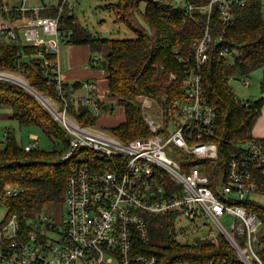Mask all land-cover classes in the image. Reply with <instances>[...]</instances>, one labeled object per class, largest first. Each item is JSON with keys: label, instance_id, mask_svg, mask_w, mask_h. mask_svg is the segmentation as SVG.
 <instances>
[{"label": "built area", "instance_id": "1", "mask_svg": "<svg viewBox=\"0 0 264 264\" xmlns=\"http://www.w3.org/2000/svg\"><path fill=\"white\" fill-rule=\"evenodd\" d=\"M13 1L20 4L15 6ZM73 1L62 0L57 7L29 8L28 0H0L2 12H31L28 20L16 25L2 16L0 36L3 41L21 43L19 31L25 30L28 43L40 47L34 59L44 77L54 84L55 99L41 95L39 100L69 136V147L61 159L71 160L87 152L80 153L86 163L68 178L63 223L59 225L42 214L31 221L29 230L23 231L17 216H12L0 228V263L159 264L157 255L145 252L152 244L147 219L165 215L172 217V225L180 223L177 229H170L171 241L188 244L209 239L218 245L219 236H223L236 253L235 259L203 263L179 260L169 264H264L260 256L264 215L244 206L249 200L257 201V178L264 175V141L253 138L243 144L241 152L231 157L227 172L214 183L204 169L205 162L219 159L218 145L211 141L217 129V111L202 83V69L213 41L211 21L216 15L223 26H230L235 9L245 8L249 0H198L187 5L189 14L205 15L206 23L194 61L178 58L185 64L182 96L164 104L141 96L143 116L144 109L153 104L159 114L156 118L144 116L148 137L129 142L96 131L94 126H81L70 112L72 104L89 108L97 117L105 110H113L105 107L94 82H82L72 92L65 89L59 61V17H43L41 12L52 7L62 12ZM228 56L227 50L221 52L222 58ZM170 78L176 80L177 75L171 74ZM8 79L23 82L13 74L0 72V80ZM244 85L250 82L246 79ZM39 141L37 136H31L25 151L39 147ZM89 153L97 162L87 164ZM19 194V188L8 186L0 195V203L3 196ZM226 214L235 217L232 232L220 221ZM181 220L186 222L182 224ZM204 220L215 224L217 235L211 233L210 237L189 242L190 233L206 226Z\"/></svg>", "mask_w": 264, "mask_h": 264}, {"label": "trees", "instance_id": "2", "mask_svg": "<svg viewBox=\"0 0 264 264\" xmlns=\"http://www.w3.org/2000/svg\"><path fill=\"white\" fill-rule=\"evenodd\" d=\"M197 1L187 0V5ZM209 1L206 0V3ZM142 2L146 3L144 12L139 11ZM187 5L185 8L178 7L174 0H119L117 4L109 6L115 13L116 21L125 23L137 33V38L123 40L92 35L67 7L62 12L55 7L41 12L43 17H59L62 41L68 45L88 46L92 56L91 68L105 72L109 95L117 100L125 115L123 122L109 130L122 142L150 135L143 116L141 96L161 104L182 96L185 64L178 58L181 56L194 61L196 46L203 39V26L206 23L205 15L199 12L189 14ZM137 12L150 32L139 23ZM2 16L16 25L28 20L31 12L6 13L0 8V18ZM211 29L213 41L207 50L208 61L202 69V83L208 100L217 111V129L211 141L218 145L219 159L204 163V169L214 183L227 172L231 157L241 152V146L256 138L253 130L263 114L264 95L257 100L242 102L229 86L231 78H248L256 70H264L261 0H249L245 8L235 9L234 21L230 26H223L215 15ZM39 49V46L32 44L6 42L0 36V72L20 73L38 94L55 99L54 84L44 77L42 67L34 59ZM225 50L229 56L222 58L221 52ZM171 74L177 75V79L171 80ZM80 87L81 83L75 82L66 84L65 89L72 92ZM261 90L264 94V78ZM0 108L10 109L11 119L17 121L21 128H39L54 143L57 142L51 151L37 147L26 152V145L20 144L8 132L0 148V195L8 186L20 189L17 197L3 196L0 204L8 210L6 221L17 216L21 229L27 231L31 221L41 216L47 207L64 204L68 178L86 163L80 156L87 152H80L77 158L71 160L61 159L69 147L68 133L26 87L0 80ZM70 112L81 126H95L99 119L87 107L72 104ZM258 139L264 141V138ZM88 156L90 161L87 164L97 162L93 153ZM257 181L258 194L264 195V175L259 176ZM244 206L264 215V206L257 201L249 200ZM147 220H150L152 244L145 252L157 255L159 264L179 260L203 263L236 258L234 249L223 236H219L218 245L209 239L179 244L167 241L153 229L155 223L164 227L165 220H170L167 222L169 227L173 220L171 216H148ZM262 235L260 256L264 262V232Z\"/></svg>", "mask_w": 264, "mask_h": 264}, {"label": "rangeland", "instance_id": "3", "mask_svg": "<svg viewBox=\"0 0 264 264\" xmlns=\"http://www.w3.org/2000/svg\"><path fill=\"white\" fill-rule=\"evenodd\" d=\"M3 1L8 2L11 0ZM13 2L16 5L20 4V2ZM118 2L119 0H74L69 5V9L72 10L79 23L94 36L115 40L135 39L137 38V33L130 27H128L125 23L116 21L115 13L109 8L110 5L117 4ZM174 2L177 3L178 7L181 8H185L187 5V0H174ZM261 2L264 16V0H261ZM44 5L57 7L59 5V0H28L29 8H40ZM145 7L146 3L142 2L139 6V11L144 12ZM136 17L142 27L148 32H150L149 27L142 21V17L139 12L136 13ZM19 33L22 38L23 44H27L26 42L28 41L26 40L25 30H20ZM40 33L42 34L41 31ZM67 45L68 44L64 41H62V43L60 44L59 54L61 58L64 57V54L62 53L63 48ZM91 57V54H89L90 59L88 61L87 66L90 69L98 72V74L100 75L98 85L101 90L102 100L104 102L105 107L110 106L113 108L112 111H103L102 115L98 119L97 124L94 126V129L96 131L106 133V135L108 136L115 137L109 129L124 121V111L118 105L117 100L109 95L106 83L107 81L104 79L105 72L102 70H95L91 68ZM10 74H13L19 80L26 82V79L20 73ZM263 78L264 70L259 69L249 75L248 78H231L229 80V86L233 94L242 102H245L247 100H257L264 95L261 90V82ZM246 79L250 82L249 86L244 85V81ZM59 110H61V105L59 106ZM11 114L12 111L10 109L0 108V148L3 146V143L5 141L4 137L8 132H11L22 145L29 144L31 141V136H37L40 140L39 148L45 151H51L55 143L57 144V142L54 143V140L49 138L39 128H21L17 121L11 119ZM158 114L159 108L155 104H153L151 108L144 109L145 117L156 118ZM175 159L179 161L177 157H175ZM255 200H257L258 203L264 206V195H255ZM43 214L48 216L51 220L60 225L63 223V220L66 217V207L64 204H62L61 206H50L44 210ZM164 216L165 215H163V217ZM7 217V208L3 204H0V224L6 222ZM169 221L170 220H165V226H167V222ZM220 221L226 230L232 232V224L235 222V217L233 215L226 214L223 218L220 219ZM185 222V220H181L182 224ZM204 223L206 224L205 227L199 229V231L196 233H190L188 235L189 242L199 237H210L211 233L216 234L218 232L217 227L210 220H204ZM179 225L180 223L176 224L175 226L171 223L169 227H161L162 225H160V223H155L153 229L157 230L159 234L163 235L164 238L169 241L172 238L170 229H177ZM198 226L201 227V222H198ZM177 235L179 236V234ZM114 264H117V262H114Z\"/></svg>", "mask_w": 264, "mask_h": 264}, {"label": "crops", "instance_id": "4", "mask_svg": "<svg viewBox=\"0 0 264 264\" xmlns=\"http://www.w3.org/2000/svg\"><path fill=\"white\" fill-rule=\"evenodd\" d=\"M13 5L17 6L14 2ZM21 43L23 44L22 40ZM26 43L31 44L28 42ZM62 53L64 54V57L61 58L59 54V61L62 77L65 83L73 84L75 82H94L98 86L100 95H102L98 85L100 75L98 72L90 69L87 66L90 59L89 54H91L89 47L83 45H67L63 48ZM104 79L106 80V74L104 75ZM253 136L256 138H264V108L262 116L254 127Z\"/></svg>", "mask_w": 264, "mask_h": 264}, {"label": "water", "instance_id": "5", "mask_svg": "<svg viewBox=\"0 0 264 264\" xmlns=\"http://www.w3.org/2000/svg\"><path fill=\"white\" fill-rule=\"evenodd\" d=\"M8 81H11V82H14L16 84H19V85H22L24 87H26L27 89H29L32 93L35 94V96L38 98V99H42V96L40 94H38L34 89H32L29 85L23 83V82H19V81H14V80H11V79H8Z\"/></svg>", "mask_w": 264, "mask_h": 264}]
</instances>
